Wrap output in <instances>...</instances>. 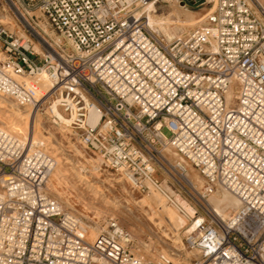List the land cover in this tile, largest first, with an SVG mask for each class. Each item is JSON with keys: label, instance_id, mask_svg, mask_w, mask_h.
Segmentation results:
<instances>
[{"label": "built area", "instance_id": "obj_1", "mask_svg": "<svg viewBox=\"0 0 264 264\" xmlns=\"http://www.w3.org/2000/svg\"><path fill=\"white\" fill-rule=\"evenodd\" d=\"M3 1L17 28L0 21V96L25 110L30 126L43 116L68 129L132 190L157 191L182 214L165 187L187 196L202 217L184 237L193 264H264L258 0H214L210 25L167 43L147 28L146 7L157 0ZM19 6L41 15L70 50ZM55 164L31 131L0 126V264H161L135 255L112 217L89 238L88 225L46 189ZM223 193L236 204L221 216L211 197Z\"/></svg>", "mask_w": 264, "mask_h": 264}, {"label": "rangeland", "instance_id": "obj_2", "mask_svg": "<svg viewBox=\"0 0 264 264\" xmlns=\"http://www.w3.org/2000/svg\"><path fill=\"white\" fill-rule=\"evenodd\" d=\"M0 1V21L9 23L7 26L10 29H16L12 10L3 0ZM258 2L264 7V0H258ZM2 7L4 10L1 9ZM19 9L40 34L49 41L70 50L66 40L54 31L41 15L35 12L26 13L20 6ZM146 10L149 15L148 30L158 40L167 43L174 38L186 36L195 28L210 25L215 13V3L214 0H204L199 4H192L188 0H157L149 4ZM196 19L198 22L193 24L192 21ZM15 107L18 108L12 101L0 96L1 111L10 113L12 109L16 110ZM18 110L24 114L23 109L18 108ZM37 122L41 134L50 136L51 143L58 147L55 153L50 152L56 158L57 165L55 164L48 177L46 189L64 209L77 214L94 235L105 225L108 218L112 217L119 227L130 234L131 251L144 259L155 260L161 264H172L165 257L168 255L167 257L171 258L175 264L194 263L196 251L186 247L184 237L188 231L193 230L195 224L192 226L191 224L195 218L190 221L184 218L182 213L157 191L138 193L132 190L111 169L103 166L97 156L85 149L68 129L46 120L43 116H39ZM0 126L5 127V121L2 119H0ZM162 132L169 136L166 129ZM56 169L59 170L58 177L54 173ZM190 177L197 179L194 172H191ZM165 188L178 206L186 207L189 212L193 210L194 207L187 196L167 186ZM152 195H157L160 201L164 200L165 205L172 208L183 219L185 229L190 226V230L174 231L158 208L159 201L149 198ZM215 196L217 195L212 196L211 200L217 198ZM229 209L231 208H227L226 212ZM200 214L196 213L195 216H201ZM175 235L179 238L174 237Z\"/></svg>", "mask_w": 264, "mask_h": 264}, {"label": "bare ground", "instance_id": "obj_3", "mask_svg": "<svg viewBox=\"0 0 264 264\" xmlns=\"http://www.w3.org/2000/svg\"><path fill=\"white\" fill-rule=\"evenodd\" d=\"M194 1H196V0H194ZM147 19H148V22L147 23H149V15H147ZM197 22H198L197 19L195 21H192L193 24L194 23H197ZM179 23H181V22H179ZM38 82H39V84H41V87H43V89H46L48 87V84L49 83H48V80H47V77H46L45 74H42L39 77ZM15 109L16 110H13L12 109V111L10 113H4L3 111L0 110V119H2V120L5 121V128H7V129H9V130H11L13 132H15V131L16 132H19L22 135H25L26 133H28L29 131H31L32 138L34 140L39 141V142H42L45 145V147L50 150L49 152H51V153L54 152L55 153V151L58 149V147L55 144L51 143L50 136H47V135L46 136H43L41 134V132L38 130V122H37V119H35V121L33 122V126H30V122L28 120V115L25 112H24V114H21L22 112L19 111L18 108H16V107H15ZM98 118H99V110L95 106H92L90 108L89 115H88V121H89V123L92 124V125L95 124L97 122ZM54 173L58 177L59 170L56 169V172L54 171ZM149 198L152 199L153 201H157V202L159 201L158 203L160 204V206L158 208L162 211V214L164 216V219L166 220V222H168V224L172 227V229L174 231L177 232L179 229H185V226L183 224V219L181 217H179L177 215V213L172 208L166 206L165 203L163 202L164 200H161L162 201L161 202L159 200L160 198H158L157 195H155V196L152 195V197H149ZM182 202L183 203H186L184 201H182ZM211 202H212V205L214 206V208L217 210V212L221 216H223V213H222L223 209H225L226 207H234V205L236 204L235 199H233L232 197H230L226 193H223L220 197L211 200ZM187 206H189V205L187 204ZM182 210L184 212L182 214L184 218L185 217L188 218L189 221L192 218H195L193 220L192 224H191V226L193 224H195V226L193 227V230H194L195 227L201 222L202 217L201 216H198V215L195 216L194 211L191 210L189 212L188 210H186V207H182ZM191 212H192V214H190ZM164 219H163V221H164ZM157 226H159L158 223H157ZM188 230H190V226L187 229H185V231H188ZM88 235H89V238H93L94 233H92L91 230H88ZM177 235H178V233H177ZM177 235H175L174 237L181 236V235H178V236ZM163 256H165V255H163ZM167 256H165V257L168 259V261H170L173 264L174 261L171 258H168Z\"/></svg>", "mask_w": 264, "mask_h": 264}, {"label": "water", "instance_id": "obj_4", "mask_svg": "<svg viewBox=\"0 0 264 264\" xmlns=\"http://www.w3.org/2000/svg\"><path fill=\"white\" fill-rule=\"evenodd\" d=\"M190 3H192V4H199V3H201V2H203L204 0H196V1H194V0H188Z\"/></svg>", "mask_w": 264, "mask_h": 264}]
</instances>
